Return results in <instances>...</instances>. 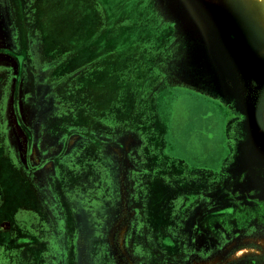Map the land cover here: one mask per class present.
<instances>
[{"label": "rangeland", "instance_id": "374dc122", "mask_svg": "<svg viewBox=\"0 0 264 264\" xmlns=\"http://www.w3.org/2000/svg\"><path fill=\"white\" fill-rule=\"evenodd\" d=\"M33 2L27 32L13 14L17 28L8 15L4 22L35 60L0 65V209L15 202L20 212L16 248L0 245V262L139 264L124 235L139 209L127 202L152 188L159 169L168 186L175 176L193 185L182 196L203 202L197 217L224 218L221 264H264V0H108V19L96 22L78 0ZM194 91L225 100L234 118ZM228 124L225 176L191 177L186 166L152 159L166 152V126L178 144L200 136L207 145L200 132L226 143ZM8 229L0 221V237Z\"/></svg>", "mask_w": 264, "mask_h": 264}, {"label": "flooded vegetation", "instance_id": "af4514ba", "mask_svg": "<svg viewBox=\"0 0 264 264\" xmlns=\"http://www.w3.org/2000/svg\"><path fill=\"white\" fill-rule=\"evenodd\" d=\"M18 6L12 0H0V55L4 53V46L2 45V39L7 42H12L15 46V49L12 50L9 48L5 50L3 54L4 59H10L12 63H19L21 65H28L32 62L29 61L30 58L34 59L30 55L28 50V43L24 36L20 40H12L10 37V31L8 25H4L5 17L8 15V21L13 25V28H17L9 16H14L15 21L19 25L21 31L27 32V27L31 24L27 20V16L24 17L23 11L25 8H20L18 11ZM12 21V22H11ZM27 24V25H26ZM10 55V57H6ZM6 55V56H5ZM0 59V65H9V62ZM1 83V82H0ZM5 89L0 88V97L2 94H5ZM202 96L210 98L211 100L219 103L221 113L223 117L232 116L233 111L230 106L221 99L219 96L213 94H206L208 92H199ZM210 95V96H209ZM171 96V95H170ZM174 99L166 97L165 102L170 104ZM160 105H157V112L159 113ZM161 114V113H160ZM164 120V118H162ZM230 124V123H229ZM224 127L222 130L224 139L227 138L226 143L215 140L221 133H218L214 138L209 137L208 132H200L201 135L207 134L206 140L207 145H204V138L196 141V143H189L184 145L183 143L178 144V140L175 139V128L174 126H166L168 134L165 133V148L166 152L156 153L152 156V159L161 157L169 160V162L179 163L183 166H186L190 169L189 176L197 177L204 176H225V169H227V161L231 156L230 152V131H228V126ZM171 134V136H170ZM227 134V135H226ZM2 133L0 127V144L2 141ZM201 140V141H200ZM210 140V141H209ZM209 141V143H208ZM209 144V145H208ZM143 159V154L142 157ZM138 158L137 160H139ZM136 159V158H135ZM161 160V159H160ZM173 163V164H174ZM1 164V158H0ZM170 164V163H169ZM5 170V177H9ZM159 169H154L153 175L150 178V186L142 185L138 190V200H130L127 202V205L132 210L139 209L135 211L137 213L133 214L128 220V228H126V244L128 247V254L134 257H140L137 260L139 264H165L164 262L158 261V258L165 256L170 253L172 256H181V257H191L192 255H200L208 258L202 260L203 264H209L210 260L214 261L215 264H221L220 260H217L220 255L224 252L222 239L219 237V234L216 230V225L218 221H224V218L215 219L208 216L197 217L195 214V209L203 205V202L200 201H189L187 192L182 196L183 189L193 188V185H177L175 183V177L172 180H169L170 184H164L165 181L159 180ZM11 173V172H9ZM0 169V177H1ZM146 198V199H145ZM186 198L187 200H185ZM12 203H4L5 206L3 209H0V221H3L4 224H7L9 228L7 232H3V237H0V241H3L1 246L8 245L14 246L16 248V233L17 227L19 226L18 216L20 215L17 211V208ZM194 207V211H193ZM1 208V203H0ZM131 214V212H129ZM127 221L126 219H124ZM124 220H121L122 222ZM227 219H225L226 221ZM9 224V225H8ZM1 233V232H0ZM8 242H6V240ZM178 240L177 243H173V240ZM215 241V242H214ZM163 244V248L160 247V244ZM231 247L227 248L228 251H231L236 245V241L230 243ZM179 247V248H178ZM125 255V253H124ZM12 257V256H11ZM14 257V256H13ZM4 260V259H3ZM12 262L16 264L15 259H12ZM8 262V264L13 263ZM180 263V261H177ZM0 264H6L0 262ZM181 264V263H180Z\"/></svg>", "mask_w": 264, "mask_h": 264}, {"label": "crops", "instance_id": "0c3cea01", "mask_svg": "<svg viewBox=\"0 0 264 264\" xmlns=\"http://www.w3.org/2000/svg\"><path fill=\"white\" fill-rule=\"evenodd\" d=\"M16 3V5L18 6V11H20V8H25V12L23 11V16L26 17L28 16L31 11H33L34 5H37V2H33L36 0H12ZM38 3L40 2L41 4V0H37ZM86 1V0H85ZM90 2H92V4H90L87 1V5H82L85 4L82 0H78L80 8L78 9V11L81 12H88L92 17V21L96 22L99 21L98 19L101 18H106L108 19V0H89ZM88 3L91 5L90 7L88 6ZM76 4L73 5L75 7V9H77V7L79 6ZM85 10V11H83ZM81 17H85L87 14H80ZM81 20V18H80Z\"/></svg>", "mask_w": 264, "mask_h": 264}]
</instances>
